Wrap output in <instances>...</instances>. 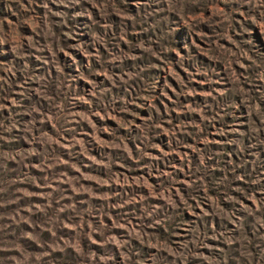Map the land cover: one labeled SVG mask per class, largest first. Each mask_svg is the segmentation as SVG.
Returning a JSON list of instances; mask_svg holds the SVG:
<instances>
[{
  "label": "rangeland",
  "instance_id": "obj_1",
  "mask_svg": "<svg viewBox=\"0 0 264 264\" xmlns=\"http://www.w3.org/2000/svg\"><path fill=\"white\" fill-rule=\"evenodd\" d=\"M0 264H264V0H0Z\"/></svg>",
  "mask_w": 264,
  "mask_h": 264
}]
</instances>
